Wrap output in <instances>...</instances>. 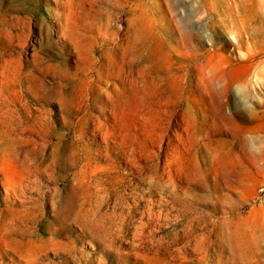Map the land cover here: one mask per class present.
<instances>
[{"label":"rangeland","instance_id":"rangeland-1","mask_svg":"<svg viewBox=\"0 0 264 264\" xmlns=\"http://www.w3.org/2000/svg\"><path fill=\"white\" fill-rule=\"evenodd\" d=\"M0 18V264H264V0Z\"/></svg>","mask_w":264,"mask_h":264},{"label":"bare ground","instance_id":"bare-ground-1","mask_svg":"<svg viewBox=\"0 0 264 264\" xmlns=\"http://www.w3.org/2000/svg\"><path fill=\"white\" fill-rule=\"evenodd\" d=\"M1 19V18H0ZM1 22V21H0ZM3 23V22H2ZM2 30V29H1ZM9 32V31H8ZM5 33V32H4ZM8 35H10L9 33H7ZM12 36V35H11ZM9 37V36H8ZM10 38H12V37H10ZM5 45V44H4ZM0 51H2V50H0ZM14 52V51H13ZM13 52H11V53H13ZM17 53V52H16ZM3 54V53H2ZM5 54V53H4ZM3 54V55H4ZM10 55V54H9ZM13 56V55H12ZM0 58H2V57H0ZM15 58V57H14ZM22 58V57H21ZM5 61H7V59L5 60ZM8 61H9V59H8ZM11 61V60H10ZM3 62V61H2ZM23 62V61H22ZM14 63V62H13ZM12 64V63H11ZM16 64V63H15ZM23 64V63H22ZM1 65V64H0ZM21 65V64H20ZM21 66H23V65H21ZM25 66V65H24ZM23 66V67H24ZM11 66H10V63H9V68H10ZM3 72V71H2ZM4 73V72H3ZM2 75V74H1ZM17 75V74H16ZM23 78V77H22ZM1 79H2V77H1ZM1 81V80H0ZM19 88V87H18ZM17 88V89H18ZM21 88V87H20ZM19 88V89H20ZM8 89V88H7ZM22 89V88H21ZM2 91H0V94H2L1 93ZM1 96V95H0ZM6 96V95H5ZM7 97V96H6ZM4 98V97H3ZM7 106V105H6ZM5 106V107H6ZM17 106V105H16ZM2 107V106H1ZM8 108H9V106H8ZM14 109V108H13ZM186 109V108H185ZM188 110V109H187ZM22 121V120H21ZM20 121V122H21ZM3 153H6V152H3ZM2 154V153H1ZM7 154V153H6ZM3 156V155H2ZM6 157V156H5ZM5 157L3 156V159H5ZM8 158V157H7ZM21 160V159H20ZM13 161V160H12ZM10 162V163H9ZM15 162V161H14ZM21 161H19V163H20ZM12 162L9 160L8 161V159H7V161L5 160V161H3L2 160V163H1V169L0 170H2L3 172V174H4V180H5V183L7 184L6 185V187L7 188H10V187H13V182H15V181H13V178H12V176H16V166L15 165H12L11 164ZM31 166V165H30ZM29 166V167H30ZM34 166V165H33ZM96 166V165H95ZM94 166V167H95ZM20 167V166H19ZM22 168V167H21ZM34 168H35V166H34ZM24 169V168H23ZM27 169V168H26ZM33 169V168H32ZM21 170V169H20ZM29 170H31V169H29ZM22 171V170H21ZM23 172V171H22ZM24 172H25V170H24ZM27 172H28V170H27ZM24 175V174H23ZM25 176V175H24ZM28 176V175H27ZM18 177H20V176H18ZM17 179V178H16ZM20 179H21V177H20ZM19 179V180H20ZM25 179V178H24ZM29 179V178H28ZM2 180V179H1ZM20 183V182H19ZM23 184V183H22ZM29 184V183H28ZM100 184V183H99ZM102 184V183H101ZM3 185V184H2ZM18 185V184H17ZM101 186V185H100ZM24 187V186H23ZM6 189V188H5ZM6 191V190H5ZM13 191V190H12ZM8 194V193H7ZM14 194V193H13ZM16 198H18V197H16ZM6 201H7V198L5 199ZM4 200V201H5ZM5 203V202H4ZM168 207V206H167ZM158 212H160L159 210H158ZM148 214V213H147ZM121 216V215H120ZM116 220V219H115ZM88 225V224H87ZM86 225V226H87ZM89 228V227H88ZM104 231H105V229H104ZM255 235V234H254ZM258 235V234H257ZM30 240V239H29ZM32 240V239H31ZM39 240V239H38ZM35 241V240H34ZM25 242V241H24ZM26 242H28V240H26ZM33 242V241H32ZM201 242V241H200ZM23 244V243H22ZM25 244V243H24ZM35 243H33V245H34ZM248 245V244H247ZM8 246V245H7ZM13 248V247H12ZM242 249V248H241ZM11 250H13V249H11ZM230 250V249H229ZM258 250V249H257ZM26 251V250H25ZM21 252V251H20ZM240 252H241V250H240ZM6 253V252H5ZM8 254V253H7ZM15 254V253H14ZM22 254V253H21ZM28 254V253H27ZM32 255V254H31ZM3 256V255H2ZM19 256H20V254H19ZM19 256H17V257H19ZM22 256V255H21ZM244 256V255H243ZM11 257V256H10ZM31 257V256H30ZM253 257V256H252ZM13 258V257H12ZM22 258V257H21ZM24 259V258H23ZM26 259V258H25ZM204 259V258H203ZM248 259H250V258H248ZM224 260V259H223ZM207 261V260H206ZM26 262H27V260H26ZM220 262H222V261H220ZM7 263V262H6ZM207 263V262H206ZM11 264V263H10ZM221 264V263H220Z\"/></svg>","mask_w":264,"mask_h":264}]
</instances>
